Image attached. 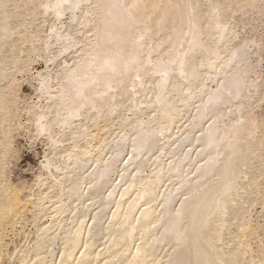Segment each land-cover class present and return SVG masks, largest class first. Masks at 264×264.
<instances>
[{"label": "bare ground", "instance_id": "6f19581e", "mask_svg": "<svg viewBox=\"0 0 264 264\" xmlns=\"http://www.w3.org/2000/svg\"><path fill=\"white\" fill-rule=\"evenodd\" d=\"M90 1L0 0V264H264L248 213L264 201L260 56L249 63L229 20L262 18L264 0ZM32 50L47 54L39 100L19 109L49 150L34 191L7 180L23 128L15 74ZM22 203L33 225L49 220L7 253Z\"/></svg>", "mask_w": 264, "mask_h": 264}, {"label": "rangeland", "instance_id": "374dc122", "mask_svg": "<svg viewBox=\"0 0 264 264\" xmlns=\"http://www.w3.org/2000/svg\"><path fill=\"white\" fill-rule=\"evenodd\" d=\"M45 1H49V0H45ZM92 2V0L90 1V3ZM234 3V1H232V4ZM92 6V5H91ZM239 12H241V11H239ZM238 11H237V13L235 12V14H234V12H232V16H231V14H230V18H229V20L233 23L231 26L232 27H234L235 29H234V33H236V31H239V33L237 32L236 33V37H238L237 39H239L240 37L242 38V39H244V37H245V40L247 39V42L248 41H250V43L248 42V44H249V46H250V44H251V47L249 48L250 49V51L248 50V53H249V55L250 56H247L248 58V61H249V63L250 64H256L255 63V59L258 57L257 55H259L260 56V58L258 57V62L259 63H257L258 64V69H257V65H256V69H255V71L256 72H258L257 73V77L259 76V78L261 79V81H260V79H259V83H262L263 85H264V16L262 17V18H258V17H256L255 15H251L250 16V14H245V16L244 15H242V12H241V14H239L238 15V13H239ZM230 13H231V11H230ZM235 15H237V17H235ZM49 19H48V18ZM235 18V20L233 19V18ZM239 17H240V19H239ZM252 17V19L253 18H255V19H257L260 23H262V24H260V26L262 27H258L257 29L255 28V29H251V28H253L252 27V25H251V23H249L248 22V20H247V18H251ZM44 18H47V20L46 19H44V21H43V23H41L38 27V29H39V31H37L38 33H39V35L40 36H45V35H47L48 34V32H46V30L48 31V27H49V25H51V24H49V25H47L46 24V22L47 23H50L51 21L53 22L54 21V19H52V17L51 16H45ZM237 18V19H236ZM243 18H245L246 19V21H245V19H243ZM22 20L21 21H23V17L21 18ZM52 19V20H51ZM233 19V20H232ZM50 21V22H49ZM65 21V19H63V20H61V22L63 23ZM229 21V22H230ZM238 21H240V23L238 22ZM241 21H244L245 23H241ZM51 22V23H52ZM230 22V23H231ZM238 22V23H237ZM54 23V22H53ZM52 23V24H53ZM234 24L235 25H237V27H235L234 26ZM240 24H242V25H240ZM243 24H245V25H243ZM44 25V26H43ZM45 25H47V26H45ZM43 26V27H42ZM242 26V28H240ZM40 28H42V30L40 29ZM44 28V29H43ZM46 28V29H45ZM78 28V27H77ZM239 28H240V30H239ZM87 30V31H86ZM79 31L81 32L82 31V34L79 32L78 33V38L80 39L81 37L83 38V39H81L82 41L85 39V38H89L90 37V35H91V33L88 31V29L87 28H84V27H81L80 29H79ZM42 32V34H40ZM45 32L47 33V34H45ZM86 32V33H85ZM88 32V33H87ZM85 33V34H84ZM87 37H86V36ZM81 36V37H80ZM256 36V37H255ZM85 37V38H84ZM248 37V38H247ZM252 37V38H251ZM240 38V39H241ZM250 39V40H249ZM253 40H254V43H253ZM252 41V42H251ZM84 42V41H83ZM258 46H257V45ZM261 44V45H260ZM253 45V46H252ZM263 45V46H262ZM37 46H39V44L37 43L36 44V49H37ZM254 46H257L258 47V50H257V47H254ZM259 46H260V49H259ZM254 47V48H253ZM39 48V47H38ZM256 48V52H255V49ZM38 51V50H37ZM70 51L72 52V53H70ZM70 51H68L67 53H65L64 55H62L61 57H59L57 60H56V63L58 62V63H60V60H61V58H62V60L64 59L65 61H70V60H73V58L74 57H76L77 56V53L75 52L74 53V51H72V50H70ZM253 51V52H252ZM31 52V53H30ZM29 52V55H27V61L30 59V62L28 61V63H26V65L28 66V67H24V69L23 70H21V73H18L19 75H17V73L15 74V78H16V81L17 80H19V81H17L18 82V98H20L18 101H17V106H18V109L19 108H23V110L30 104H32V103H35V101L37 102L39 99H36L37 97H38V93H37V91H35L36 90V87H37V74H38V72L39 73H42L44 70H45V66H44V63H43V58H41L45 53L44 52H42V51H40L39 50V52H35V51H30ZM251 52H252V56H251ZM43 53V54H42ZM69 53V54H68ZM254 53V54H253ZM256 53H258V54H256ZM42 54V55H41ZM68 54V55H67ZM256 54V55H255ZM45 55H47V54H45ZM29 56V57H28ZM252 58V59H251ZM255 58V59H254ZM60 59V60H59ZM253 59H254V61H253ZM247 61V62H248ZM254 66V65H253ZM54 67V66H53ZM53 67L51 68V72H52V70H54L53 71V73L56 71V69H57V67H55V69H53ZM33 68V69H32ZM59 69V68H58ZM57 69V70H58ZM259 70V71H258ZM25 71V72H24ZM259 72H260V74H259ZM29 73V74H28ZM26 75V76H25ZM36 76V77H35ZM32 77H33V79H32ZM253 78V77H252ZM35 79V80H34ZM250 79V78H249ZM257 79V80H258ZM35 81V82H34ZM20 82V83H19ZM27 83V84H26ZM32 84V85H31ZM32 87H31V86ZM35 85V86H34ZM263 85H261V86H263ZM31 87V88H30ZM34 87H35V90H34ZM263 88V87H262ZM36 92V93H35ZM21 96V97H20ZM29 98V99H28ZM22 99V100H21ZM21 100V101H20ZM26 102H28L27 103V105L25 104ZM31 102V103H30ZM19 104V105H18ZM260 108V109H259ZM259 108H257V112L260 114V112H261V110H262V112H261V114L262 115H264V106H262V107H259ZM259 109V110H258ZM23 110L22 109H19V111H22L21 113L19 112V115H22V116H20V120H19V123H21L22 124V126H23V128H21L22 129V132H21V129H20V131H19V133H16V132H14L13 133V144H14V147H15V145L16 146H18V147H16L15 148V150H17V152L18 153H15V155H13L12 154V157L13 158H15V160H16V158H18L16 161L12 158V163L13 164H15L14 166H16V165H18V166H16V168L13 166V165H9L8 167H9V172L7 171V178H9V179H7L8 180V184L9 185H11L12 187H14V188H21V187H23V188H25V186H26V189H28V188H30L31 190H35L36 189V184L41 180V171H40V165H41V162H42V160L44 159V155L46 154V152L48 153L49 152V150H48V148H47V145H46V141L44 140V138L43 137H38V136H36L35 134H33V132H32V130L30 129V127L28 126V125H26L25 126V124L24 123H26V121H24L25 119V116H24V113H23ZM147 111V112H146ZM146 111H143L144 112V114H147V113H149V111L150 110H146ZM125 114V116L126 115H128L129 114V112H125L124 113ZM144 114H141L142 116L144 115ZM260 114V115H261ZM144 117H145V115H144ZM182 118H183V120L184 119H186V116L184 117V114L182 113V114H180L179 116H178V119H181L182 120ZM264 118V117H263ZM16 119H18L17 117L15 118V120ZM113 120V121H112ZM111 121H110V123L108 124V126L107 127H105L104 128V123H102V124H100L101 126L103 125V128H104V130H103V128H102V130H103V132L102 133H104V131H105V129H107V128H109L111 131H113V133H115V129L117 128V126H118V124L116 123V122H118L119 121V119L117 118H115V117H113V119H112ZM179 121V123L181 124L182 122H183V120L182 121ZM112 123H113V126H112ZM179 123H178V126H179ZM117 124V125H116ZM116 126V128H115V126ZM110 126H111V128H110ZM29 128V129H28ZM24 129V130H23ZM27 131V132H26ZM174 132L173 133H175L176 132V128L173 130ZM32 132V133H31ZM34 136V138H33V136ZM19 135V136H18ZM17 136V137H16ZM16 140V141H15ZM15 141V142H14ZM108 143V142H107ZM103 144H106V142L105 143H103ZM123 155V154H122ZM18 156V157H17ZM121 157H123V156H121ZM262 161L264 162V155L262 156ZM16 162V163H15ZM18 163V164H17ZM12 166H13V168L14 169H12ZM18 167V168H17ZM198 169V168H197ZM145 171H147V169H145ZM8 173H10V175L8 174ZM146 173L145 172H143V175H145ZM113 177V178H112ZM42 179H44V177L42 176ZM112 179H114V175H112L111 176V178H110V180L111 181H113ZM13 180V181H12ZM10 182V183H9ZM24 185V186H23ZM28 187V188H27ZM52 190V189H51ZM23 204V203H22ZM21 204V205H22ZM25 206V207H24ZM25 209H24V208ZM263 208H264V201L262 200V201H260L259 202V204L257 203L256 205H254V206H252L251 207V209H250V211L248 212V213H250L249 214V216H251V221H253V222H256V223H259V224H261V225H264V213H262V210H263ZM22 209H23V211H22ZM22 209L20 208V211H21V213H20V216L19 217H21V218H19V219H17L16 220V222H14V224L16 223V225H14L13 227H12V225L11 226H5L6 228H4V230H6V231H4V233H3V237H5V238H3V243H5L7 246V248H5V250L7 251V253H11V251L13 250L14 251V253H16V252H18V250L19 251H21L22 249H23V247L25 246V245H27L26 244V242L25 243H23L22 241L20 242V240H21V238H22V240H23V238H24V240H25V238L27 237V238H31V236H32V234H30V233H34V231H35V225H40V224H42V223H45V222H47V220H49V217L48 216H46V215H41L42 217H40L38 220H40L39 222H36L34 225H33V223H32V221H31V216H32V212H33V207L31 206V205H27V204H23L22 205ZM25 211V212H24ZM24 212V213H23ZM23 214V215H22ZM254 215V216H253ZM23 216V217H22ZM250 218V217H249ZM20 220V221H19ZM18 221V222H17ZM261 222V223H260ZM12 227V228H11ZM15 227V228H14ZM263 228H264V226H263ZM5 234V235H4ZM27 235V236H25V235ZM30 234V237H28V235ZM22 235V236H21ZM25 236V237H24ZM23 240V241H24ZM257 240H259V238H256L255 239V242H254V244L252 245V246H254V245H256V242H257V244H258V241ZM18 247V248H17ZM16 251H15V250ZM57 250V249H56ZM12 251V252H13ZM14 261V262H13ZM18 264L19 262H17V260H11V261H6V259H4V263L3 264ZM20 264V263H19Z\"/></svg>", "mask_w": 264, "mask_h": 264}]
</instances>
